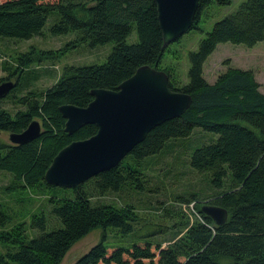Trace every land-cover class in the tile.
Here are the masks:
<instances>
[{
  "label": "trees",
  "instance_id": "16d2710c",
  "mask_svg": "<svg viewBox=\"0 0 264 264\" xmlns=\"http://www.w3.org/2000/svg\"><path fill=\"white\" fill-rule=\"evenodd\" d=\"M231 1L199 0L191 29L197 28L205 7ZM46 29L53 36L73 35L68 45L72 49L108 42L113 46L103 62L64 66L54 83L42 89L35 83L52 70L29 66L50 59V51L33 55L28 50L15 56L13 65L0 58L4 79L15 83L1 100L19 106L13 112L0 107V133L21 132L34 119L41 124L39 137L25 144L0 139V171L9 175L1 187L0 264H60L70 247L95 228L133 232L142 223L138 207L105 197L151 192L149 171L158 157L177 149L186 152V140L196 127L217 137L185 153L187 162L194 171L206 173L212 187L204 203L225 208L227 222L218 226L202 213L193 192L177 195L179 211L173 204L172 216L164 204L155 207L163 209L159 217L175 221L160 229L172 232L168 237L154 241L144 232L143 238L120 246L104 244L102 236L72 264H264V93L249 69L229 66L212 83L203 76V63L218 43L252 46L264 40V0H243L213 24L189 52L186 81L177 65H161L166 47L154 0H0V40L43 36ZM133 30L137 39L128 42ZM143 65L165 71L170 89L192 96L191 107L154 127L119 164L86 182L71 189L46 183L45 172L59 150L97 131L86 124L75 134L66 133L59 107H85L93 89H116ZM32 194L46 196L29 213L32 200L23 195ZM191 204L197 213L192 221L181 209Z\"/></svg>",
  "mask_w": 264,
  "mask_h": 264
},
{
  "label": "rangeland",
  "instance_id": "374dc122",
  "mask_svg": "<svg viewBox=\"0 0 264 264\" xmlns=\"http://www.w3.org/2000/svg\"><path fill=\"white\" fill-rule=\"evenodd\" d=\"M243 0H232L228 5H218L212 3L205 7L200 15V20L197 28H193L184 33L177 41H173L166 46L161 60V65L166 67L169 65H177L178 73L182 81L187 80V72L189 68V52L194 51L198 47L199 40L203 38L211 29L213 24L222 17L232 13L237 9L238 5ZM51 19H49V23ZM71 34H61L53 36L51 32L46 29L43 36H34L25 40H18L16 38H8V40H0V58L8 62V64H15L14 57L28 52L34 51L33 55H37L40 51H50L51 58L45 61L32 63L29 67L47 68L52 70V74L42 76L38 83H35V88L42 89L51 86L61 74L63 67L67 65H89L93 63L103 62L112 49L113 43L108 42L103 45L94 47L81 45L76 48H69L71 42ZM137 39L135 30L127 37L128 42H134ZM238 67L242 69L251 70L256 80L260 83V90L264 93V40L258 41L252 46L244 44H234L231 42H220L216 48L210 53L203 63V76L212 83L219 73L225 71L227 67ZM5 74L0 71V84L7 81H13V78L5 80ZM0 107L15 111L19 106H15L11 100L0 99ZM199 132L201 133L200 135ZM9 132L0 133V139L10 143ZM201 136V138H200ZM217 135L211 132H205L201 128H194L193 135L186 140L190 146L186 152L178 151L179 146L175 147L173 153H168L165 156L158 157V164L154 169H150L151 182L154 187L152 191H144L140 193H133L132 196H122L109 194L105 200L116 201L117 203L132 202L138 207V213L141 215L142 223L128 234H121L113 227H107L104 230L95 228L86 234L84 237L76 241L67 253L64 255L60 264H72L80 255L87 252L90 247L99 242L100 239L106 245H120L127 246L139 238H143V233L150 234L148 238L154 241H161L162 237H168L172 232L167 230H160L163 227H171L175 221H171L168 217H159L163 209L155 210L156 206L164 204L168 208L172 216L175 206H179L177 195H185L193 192L198 196L196 202L198 206H202L206 197L211 194V186L208 183V176L205 172H197L191 169L187 162L185 153H191L192 149L207 143L211 139L216 138ZM211 138V139H210ZM210 139V140H209ZM9 175L0 171V198L3 197L1 187L8 183ZM212 187V186H211ZM71 189V188H69ZM46 191V190H45ZM68 193L70 190L66 189ZM72 191V190H71ZM160 192V193H159ZM46 193H48L46 191ZM50 193V192H49ZM45 194H32L29 197L23 195L24 198L31 199V207L28 208L29 213L43 205ZM160 201L161 203H158ZM164 202V203H163ZM191 204L189 209L187 207L181 208L184 212H189L190 221H192L197 213L196 209ZM188 210V211H187ZM179 211V208H175ZM194 211V212H193ZM157 213V214H156ZM27 215V213H26ZM28 223V218H25ZM168 220V221H167ZM52 226L48 225L47 230ZM37 231L30 230V234H35Z\"/></svg>",
  "mask_w": 264,
  "mask_h": 264
},
{
  "label": "water",
  "instance_id": "95a60500",
  "mask_svg": "<svg viewBox=\"0 0 264 264\" xmlns=\"http://www.w3.org/2000/svg\"><path fill=\"white\" fill-rule=\"evenodd\" d=\"M162 34V47L180 38L195 21L199 0H154ZM13 81L0 84V99L14 87ZM85 107L63 104L64 130L73 134L86 124L97 131L89 138L75 140L54 156L44 180L49 185L73 188L117 164L148 132L161 123L178 117L189 108V94L170 89L168 74L156 67L143 65L116 89L97 88ZM41 124L32 120L21 132H11V144L19 145L39 137ZM201 212L216 225L227 220L225 208L203 203Z\"/></svg>",
  "mask_w": 264,
  "mask_h": 264
},
{
  "label": "bare ground",
  "instance_id": "6f19581e",
  "mask_svg": "<svg viewBox=\"0 0 264 264\" xmlns=\"http://www.w3.org/2000/svg\"><path fill=\"white\" fill-rule=\"evenodd\" d=\"M195 22V21H194ZM177 41V40H176ZM170 82V81H169ZM170 84V83H169ZM12 90V89H11ZM192 97V96H191ZM190 107H191V105H190ZM186 111V110H185ZM185 113V112H184ZM84 127V126H83ZM75 134V133H74ZM35 140V139H34ZM141 143V142H140ZM137 146V145H136ZM86 182V181H85ZM227 222V221H226Z\"/></svg>",
  "mask_w": 264,
  "mask_h": 264
}]
</instances>
